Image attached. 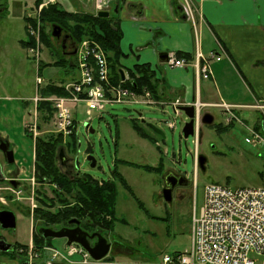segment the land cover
<instances>
[{
    "label": "rangeland",
    "instance_id": "374dc122",
    "mask_svg": "<svg viewBox=\"0 0 264 264\" xmlns=\"http://www.w3.org/2000/svg\"><path fill=\"white\" fill-rule=\"evenodd\" d=\"M89 1L59 0V3L66 11L85 12L86 7L91 3ZM35 13V0H0V95H4L3 91L6 89L5 95L12 98L13 102H9H12L15 110L14 116L12 112L10 113L13 130L8 125L4 127L15 137L16 144L11 139L13 145L21 149V152L16 154L20 166L8 164L3 153L0 152V160L5 166L0 165V199L3 198L7 202L3 204L0 201V209L14 212L17 220L15 229H3L0 225V239H6L7 243L14 246L17 243L26 246L31 241L33 244L34 224L30 215L40 206L38 194L40 197L53 198L54 196L49 185L40 186L36 179L33 190L32 178L35 176L34 171L32 172L33 143L32 139L30 140L24 134L23 129V123L30 119L28 113L30 111L32 113V108L22 109L21 99L38 93L36 78L39 76L37 74L40 60L41 65H45L44 72L40 75L47 81L58 84L69 81L71 70L75 69V67L49 66L48 61L53 58L50 53L52 49L47 48L43 42L39 62L26 58L21 46V41L28 38L25 20L26 27L28 24L34 25V22H29L25 17L35 16ZM47 30L52 33V28L48 27ZM52 41L54 50L62 54V41L53 37ZM59 57L57 53L55 59L58 60ZM70 61L75 63L76 56L71 57ZM17 108H21V111ZM248 108L243 109L249 110L246 114L238 116L242 124L249 126L250 129L259 127V131L261 130L264 134L261 128L264 124V105ZM224 113L211 110L210 114L214 116V123L203 124L199 132V144L196 145V136L188 139L183 136V128L188 121L184 114L177 118V128L172 130L164 122L175 117L173 109L146 105L141 97H138L137 103L131 105L114 104L108 105L103 113L94 111L91 117L92 122L88 125L89 129L84 126L89 118L86 105L79 104L74 109L79 147L77 152L71 154L64 146L68 139L64 140L65 143L59 147L58 153L60 170L73 176L75 172L72 169L75 165L77 172L91 176L100 182H107L113 179V172L118 168L134 194L145 204L149 212L162 219H150L138 207L132 195L121 185L118 190L117 204L119 221L116 222L115 230L111 235L108 231H100L115 247L110 251L108 258L111 256L115 260H123L122 262L142 264L160 261L165 254L183 253L190 248L193 213L200 214L204 203L205 187L208 184L217 183L232 189L264 185L262 177L264 145L254 147L247 144L245 140L249 136L248 129L243 128L237 121L235 124L231 122L230 126L227 123L229 116ZM139 114H142L141 118ZM131 118H139L141 122L145 120L147 123L155 124L165 133V139H159V143L167 165L166 169L180 173L188 181V187L178 188L174 192L171 202H166L162 196L163 179L159 174H148L140 168L121 163V160H124L140 165L157 166L161 156L156 148L158 142L155 146L141 139L132 128ZM220 124L223 129H226L219 131ZM2 126L0 124V127ZM50 129V124H43L42 136L50 134ZM91 129L93 133L90 132ZM61 150L65 156V164L60 159ZM89 155L97 160L95 168H92L91 163L87 161ZM200 156L206 159L205 171L199 166ZM12 188L21 190V194L16 195L7 191ZM33 206L37 208L33 209ZM36 229L34 227L35 232ZM65 244V239H52L53 247L67 257ZM11 256L17 259L23 258L17 254ZM67 259L75 261L79 257H67Z\"/></svg>",
    "mask_w": 264,
    "mask_h": 264
},
{
    "label": "crops",
    "instance_id": "0c3cea01",
    "mask_svg": "<svg viewBox=\"0 0 264 264\" xmlns=\"http://www.w3.org/2000/svg\"><path fill=\"white\" fill-rule=\"evenodd\" d=\"M190 1L194 8V21L185 15L181 8V0H124V2L121 0H91L85 13L96 15L101 10L111 13L110 17L118 22L122 32L121 50L124 56L120 59V64L125 72V77L136 65H148L154 72L157 98L159 101L167 103L165 107H170L169 104L177 100L186 106H191L199 101L203 104L204 112L210 113L211 110H215L221 113L223 110L215 105L222 102L245 106L264 105V0ZM26 24L25 20V28ZM21 46L23 47L22 44ZM219 46L225 50L227 57L221 61L211 62L213 76L209 80L202 79L195 67L169 68L165 62L160 60V55L165 53L168 56L176 54L180 58L184 57L193 62L198 52L208 57L212 52H217ZM23 49L26 58L32 60L33 58L28 55V48L23 47ZM52 52L50 53L53 58L48 61V64L49 66H56L57 59L55 56L58 52L54 49ZM61 56L70 60L75 55L62 53ZM75 63L76 67L71 70L69 81L58 84L47 81L45 77L40 75L44 72L43 66L45 67V65H41L40 60L41 67L38 66L39 73L37 75L43 79V84L39 86L36 78L38 93L21 99L22 109L32 108V113L31 111L28 113L30 119L23 123V129L24 134L30 140L32 139V172L34 171V173L35 142L25 127L37 119L40 128L39 136H42V125L45 124L41 120V114L37 109L38 104L34 100L37 96L43 98L42 92L47 86L62 87L66 83L76 81L79 78L77 58ZM3 92L4 95H0V124L3 125L0 127V138L9 142L10 149L14 152L16 159V154L21 152V149L13 145L11 139L14 143L16 139L4 127L8 125L13 130L10 113L12 112L14 116L15 110L12 98L5 95L7 90L4 89ZM53 96L56 95L47 98ZM243 109L249 108L236 109L234 113L237 117H241L242 114L249 111ZM17 110L21 111V108H17ZM233 122L234 124L237 123L236 121ZM49 124L51 126V121ZM51 131L52 126L50 133ZM158 146L160 147V145ZM122 161L124 160H121V163ZM15 164L20 166V161L16 159L12 165ZM0 165H2L1 160ZM166 166L165 164L164 171ZM120 174L122 175V173ZM159 175L162 178V174ZM120 186L121 184L118 183V190ZM161 186L163 189V184ZM33 231L34 227L32 235ZM111 234L112 232H110ZM5 255L0 256V264L26 263L25 258L17 259L11 255L9 257ZM108 260L114 264L133 263L115 260L111 256ZM57 264L68 263L58 262Z\"/></svg>",
    "mask_w": 264,
    "mask_h": 264
},
{
    "label": "built area",
    "instance_id": "2783aa9c",
    "mask_svg": "<svg viewBox=\"0 0 264 264\" xmlns=\"http://www.w3.org/2000/svg\"><path fill=\"white\" fill-rule=\"evenodd\" d=\"M55 2L56 0H47L38 8H35V16L27 17L33 20L29 22H34V25L28 24L26 27L28 37L34 41V45L28 47L27 51L29 57L37 60V62L40 60L43 48L41 11ZM181 8L187 17L194 20V8L190 0H181ZM75 56L79 78L63 85L67 95L51 98L37 96L34 100L36 104L40 101L51 103V107L54 109L51 120V133L61 135L64 140L71 138L77 132L74 109L79 104L86 105L89 117L86 123L92 122L91 117L94 111L103 113L108 105L114 104L131 105L138 102V97H141L146 105L164 108L167 104L156 102L149 92L138 95L123 85L112 86L110 84L107 54L94 39H85L80 42L77 45ZM225 57H227L225 50L219 46V50L212 52L208 57L198 52L195 60L190 62L184 57L180 58L173 54L168 56L165 64L169 68L195 67L202 79L209 80L213 76L211 62L221 61ZM127 79L126 76L125 80ZM37 84L39 86L43 84L40 75L37 77ZM71 105H75V107H71ZM193 105L195 106L196 145H198L199 132L203 126L202 115L205 112L203 104L199 101H196ZM169 106L173 109L175 117L166 120L164 123L170 129L175 130L177 128V118L183 114L179 109L186 106V104L177 100L171 102ZM215 106L222 109L229 116L227 123L237 121L243 128L248 129L249 136L245 140L247 144L254 147L264 145V134L255 129H250L249 126H244L234 113L238 108H248L250 106L229 104L227 102ZM25 128L36 142L40 135L37 119L28 123ZM102 183L100 182V184ZM32 184L34 190L36 185L35 176L32 178ZM7 191H11L16 195H20L22 192L16 188ZM0 201L7 204L3 198ZM32 208L35 209L37 206ZM31 213L34 215V211ZM190 238V248L185 252L165 254L160 261L143 264H264V185L232 189L217 183L208 184L205 187L204 203L200 214L193 213ZM65 246L67 257L74 258L78 256L79 259L75 261L68 260L53 246L45 245L37 249L32 241L28 248H21L19 251L29 264H57L59 261L68 264H114L107 259H93L90 253L79 244L73 243L70 246L65 244Z\"/></svg>",
    "mask_w": 264,
    "mask_h": 264
},
{
    "label": "trees",
    "instance_id": "16d2710c",
    "mask_svg": "<svg viewBox=\"0 0 264 264\" xmlns=\"http://www.w3.org/2000/svg\"><path fill=\"white\" fill-rule=\"evenodd\" d=\"M44 1L35 0V8H38ZM27 19L33 21L32 19ZM40 21L42 22V41L47 48L52 49V51L54 49L52 33L47 30L48 27L52 28L53 25H58L69 33L72 42L77 45L85 39H94L107 54L110 69V84L112 86L123 85L138 95L149 92L153 100L161 102L157 98V85L154 72L148 65H136L134 69L128 72V79L122 82L120 74V70L122 69L120 59L124 56L121 50L122 32L118 22L113 18H101L97 14L93 15L85 12L66 11L59 2H55L43 8ZM21 44L26 49L33 46L34 41L28 37L26 40L21 41ZM58 53L60 57L55 63L56 66L66 68L76 67V63H71V59L66 60L61 56L60 52ZM51 95L66 96L67 93L63 86H47L43 89V98ZM37 109L39 114H41L42 122L49 124L54 114L51 103L40 101ZM130 122L138 136L148 140L153 145L156 146L159 139H162L142 124L139 118H131ZM232 124L230 123V126ZM261 128H263V125ZM225 129H223L221 124L218 125L219 131ZM255 130L259 131V127H255ZM64 143L61 135L51 133L39 136L36 139L34 156L35 179L40 186L49 185L54 196L53 198L47 196L40 197L38 194L37 198L40 206L34 211L33 224L35 229L40 225L52 229L58 228L59 230L68 226L70 220L78 219L83 229L87 232H113L116 222L119 221L117 217L118 183L132 195L138 207L150 219L162 220L153 216L145 204L135 196L132 188L117 168L113 172L114 179L107 182L102 181V185H100V181L86 174L78 172V174L71 176L63 173L58 166V153L59 147L63 146ZM78 145L77 132H75L64 146L67 152L73 154L77 152ZM156 148L161 155L160 163L157 167L124 161L122 163L143 169L149 173L161 174L165 168V159L160 147L157 146ZM262 177L264 178V173ZM38 192L40 191L38 190ZM32 240L37 249L45 245L52 246V239L43 238L37 230L36 232L34 231ZM27 246L16 244L15 248L26 249L28 248Z\"/></svg>",
    "mask_w": 264,
    "mask_h": 264
},
{
    "label": "water",
    "instance_id": "95a60500",
    "mask_svg": "<svg viewBox=\"0 0 264 264\" xmlns=\"http://www.w3.org/2000/svg\"><path fill=\"white\" fill-rule=\"evenodd\" d=\"M121 2H124V0H121ZM117 7L116 6V13H117ZM97 16L101 18H110L111 13L109 11H99L97 13ZM62 28L58 25L52 26V36L53 38H60L62 34ZM73 54H76V45H74V52ZM160 60L162 62H166L168 60V54H161ZM122 81H125V72L123 69L120 70ZM188 119L187 123L185 124L183 128V136L185 139H188L191 136H195V106H183L179 109ZM139 117H142V114H139ZM202 124L204 125H211L214 123V116L210 113H203L202 115ZM142 124H144L149 130H151L154 134L161 137L162 139H165V133L157 127L155 124L147 123L145 120H142ZM89 123H85V128H87ZM89 129V127L87 128ZM263 131H264V124H263ZM91 133L94 131L91 129ZM0 152L3 153L6 161L9 164L15 163V157L13 151L10 149V144L8 141H4L0 138ZM60 152V159L63 160L62 163L65 164V156ZM87 161L91 163V167L95 168L97 165V160L94 156L89 155L87 156ZM205 163L206 159L203 156L199 157V166L200 168L205 171ZM185 178V177H184ZM186 179V178H185ZM187 181V179H186ZM15 185V183L13 182ZM16 186V185H15ZM174 186L169 185L167 183V187H165L162 190V196L166 202L172 201V189ZM16 216L15 213L8 210H0V225L3 229H15L16 228ZM70 226L74 227H64L59 230H55L52 228H40L39 234L45 238H51V239H65L66 244L68 246L72 245L73 243L79 244L82 247H84L95 260H102L106 258L110 253L111 244L107 241L105 237H103L100 233L95 232L90 234L89 232H86L81 227V222L78 219H72L69 222ZM96 239V242L93 244L91 241ZM14 247V245L7 243L5 240L0 239V251L1 252H9ZM24 264H29V262H26Z\"/></svg>",
    "mask_w": 264,
    "mask_h": 264
},
{
    "label": "flooded vegetation",
    "instance_id": "af4514ba",
    "mask_svg": "<svg viewBox=\"0 0 264 264\" xmlns=\"http://www.w3.org/2000/svg\"><path fill=\"white\" fill-rule=\"evenodd\" d=\"M47 1V0H46ZM45 1V2H46ZM56 2H57V0H56ZM56 39H58V40H61L62 41V49H63V53H69V54H71V53H73L74 52V45H76V48H77V44L76 43H74V42H72V40H71V37H70V35H69V33H67L66 31H64V30H62V34H61V37L60 38H56ZM206 113V112H205ZM207 113H209V112H207ZM88 153H91V152H88ZM74 167H73V169L72 170H74V172H75V174H78V172H77V168L75 167V165H73ZM185 176H183V175H181L180 173H176V172H174V171H169V169H166L165 171H163L162 172V179H163V189L165 188V187H167V183H169V185H171V186H174L173 187V191H172V195L174 194V192L178 189V188H186V187H188V181H186V179L184 178ZM13 183V182H12ZM1 210V209H0ZM4 210V209H3ZM30 214V213H29ZM31 216V218H33L34 217V215H30ZM65 227H74V226H70V225H68V226H65ZM82 227V226H81ZM40 228H49V227H45V226H39L36 230H38V232H39V229ZM53 229H55V230H58V228H53ZM82 229H83V227H82ZM84 230V229H83ZM85 231V230H84ZM87 232V231H86ZM33 233H34V231H33ZM90 233V232H89ZM93 233H95V232H93ZM98 233H100L102 236L104 235V236H106L103 232H98ZM90 234H92V233H90ZM103 236V237H104ZM106 238V237H105ZM107 239V238H106ZM5 241H7L6 239H5ZM107 241L111 244V248H110V251H112L113 250V248H115V247H113V243H111L108 239H107ZM96 242V239H94L93 241H91V243H95ZM10 244V243H9ZM4 254H6V255H15V254H17L18 256H22V254L20 253V251H19V249H17V248H15V246L11 249V251H9V252H1L0 251V256L1 255H4Z\"/></svg>",
    "mask_w": 264,
    "mask_h": 264
},
{
    "label": "bare ground",
    "instance_id": "6f19581e",
    "mask_svg": "<svg viewBox=\"0 0 264 264\" xmlns=\"http://www.w3.org/2000/svg\"><path fill=\"white\" fill-rule=\"evenodd\" d=\"M19 249H21V248H19ZM23 258H25V257L23 256ZM104 259H107V260H108L109 258H108V257H106V258H104ZM26 262H28V261H26ZM59 262H60V261H59ZM57 263H58V262H57Z\"/></svg>",
    "mask_w": 264,
    "mask_h": 264
}]
</instances>
